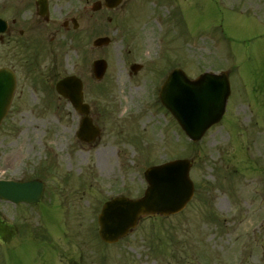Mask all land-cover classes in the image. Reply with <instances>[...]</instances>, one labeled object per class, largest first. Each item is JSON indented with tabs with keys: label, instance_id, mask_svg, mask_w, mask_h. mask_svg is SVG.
Instances as JSON below:
<instances>
[{
	"label": "rangeland",
	"instance_id": "1",
	"mask_svg": "<svg viewBox=\"0 0 264 264\" xmlns=\"http://www.w3.org/2000/svg\"><path fill=\"white\" fill-rule=\"evenodd\" d=\"M92 1L49 0L50 18L59 25L72 15L80 17L81 31L87 20L83 12ZM171 1L175 9L159 26L158 49L149 39L156 16L141 36L142 48L129 30L116 36L113 25L102 24L104 20L99 23L97 17L91 24L101 25H91L86 46L77 35L64 36L53 32L51 25H40L36 0H0V18L9 24L15 20L0 45V66L13 64L18 71L15 97L0 126V179L38 177L45 183L37 212L21 213V221L12 223L18 232L10 248L0 237V257L22 261L36 254L37 243L51 240L77 245L86 240L87 246H81L84 257L99 264H225L213 252L227 241H241L235 239L240 228L253 222L242 211L248 207L264 210V10L249 7L246 16L226 9L219 0ZM256 3L264 5V0ZM149 16L150 8L142 6L139 22H149ZM211 19H219L229 37H217L213 46L204 39L211 38V30L199 31ZM130 31L138 38V28L132 30L130 24ZM100 32L113 37V42L98 53L91 44ZM17 51H25L22 69L13 57ZM159 54L161 60L151 64L154 70L179 67L190 77L207 70L228 71L232 91L227 112L196 144L189 142L160 105L159 84L151 86L147 80L151 72L147 63L158 61ZM97 58L108 63L100 82L90 77V65ZM144 62L138 78L127 75L129 64ZM67 74L82 78L84 101L101 130L91 144L77 140L80 117L53 89L55 81ZM179 157L194 159L190 177L195 197L185 214L144 219L115 246L106 247L93 233L90 239L88 232L104 200L140 196L146 186L144 169ZM206 202L227 217L234 204L236 219L228 226L230 235L218 232L207 221L213 216L224 224L212 207L211 212L201 213ZM8 206L0 201V219L6 223L14 216L8 214L12 212ZM23 206L19 205L21 212ZM237 218L244 219V224L237 225ZM182 229L189 237L185 231L182 235ZM243 264L261 263L254 258Z\"/></svg>",
	"mask_w": 264,
	"mask_h": 264
},
{
	"label": "water",
	"instance_id": "2",
	"mask_svg": "<svg viewBox=\"0 0 264 264\" xmlns=\"http://www.w3.org/2000/svg\"><path fill=\"white\" fill-rule=\"evenodd\" d=\"M5 30V23L0 20V32ZM108 39H98L95 46L106 44ZM106 69L104 61L93 63V74L100 79ZM14 79L10 72L0 70V121L6 114L12 97ZM226 74L204 75L196 82L177 72L173 73L162 88V103L173 113L186 134L194 141L204 131L219 121L229 95ZM57 91L68 98L74 107L86 114L82 105L81 82L75 77H67L56 85ZM98 130L91 121L83 118L77 136L85 142L95 138ZM190 162L178 160L160 167L150 168L145 177L150 187L143 199L133 202L126 198H116L105 204L99 217L102 226L101 235L107 241L122 236L134 226L141 214H170L179 211L192 195L193 187L188 177ZM42 193V184L35 182L0 181V198L14 203H32Z\"/></svg>",
	"mask_w": 264,
	"mask_h": 264
},
{
	"label": "flooded vegetation",
	"instance_id": "3",
	"mask_svg": "<svg viewBox=\"0 0 264 264\" xmlns=\"http://www.w3.org/2000/svg\"><path fill=\"white\" fill-rule=\"evenodd\" d=\"M99 1L100 4L98 5L99 9L96 12H92L91 8L86 9L85 11V16L87 18L86 25L84 27V32L85 34L89 33L90 30V20L93 18L95 15L99 18V21L101 22L103 19H105L107 22L115 23V28L118 30L119 28H125L126 26L130 27V24L132 25V28H138V35L139 33L144 34L145 33V27L144 25L139 27V13L142 9L143 3L145 0L137 2L135 0H123L122 3L114 9H108L107 7L103 6L102 0H96ZM170 0H155L156 5H164ZM213 2L215 0H212ZM221 1V0H220ZM224 1V0H223ZM228 3L231 4H236V5H241L247 8L251 4L254 5H261L260 3H256L258 0H225ZM253 2V3H252ZM94 3L91 2V4ZM90 4V5H91ZM45 26L47 27L48 25H51V28L54 29L53 31L59 32L62 31L63 33L67 34L70 31V28H72V25L70 27L69 21H64L61 25V28H57V24H55L53 21H50V19L45 20ZM203 28L200 30H211V35H213L216 31L221 33H224V29L222 27V24L219 22V19H211V20H206L205 22L202 23ZM10 29V27L8 28ZM132 29V30H133ZM22 33V32H20ZM148 36L145 37L147 39ZM142 38L143 37H138L137 43L140 44L142 43ZM149 39H152V37H149ZM11 67L14 65H10ZM144 70L142 67L140 71L136 72L138 74ZM249 215L250 218L253 219L252 224L255 227L262 228L264 229V226L260 224V220H264V216H261L260 212H249L247 216ZM244 223V222H243ZM2 223H0V230ZM242 235L244 236L243 240L239 242L238 246L232 245H222L220 247V255L222 256L223 260H225V264H229L231 260L234 259V256H238L241 258V260L244 261H249L252 258L258 257L260 262L264 264V234L262 236V242L259 245V248L254 246L253 248L250 245L249 240L247 239V234L245 233V230L242 232ZM61 252L62 256L65 257L64 260L60 262V264H89L86 261H81V260H75L73 256L68 253V248H62L59 250V248L51 243V242H46L44 244H38L36 246V254L33 255L30 259L26 260H16L13 259L11 256H7L6 258L4 256L0 257V264H12L13 262H19V264H59L57 260V255L58 252ZM66 253H68L66 255Z\"/></svg>",
	"mask_w": 264,
	"mask_h": 264
}]
</instances>
